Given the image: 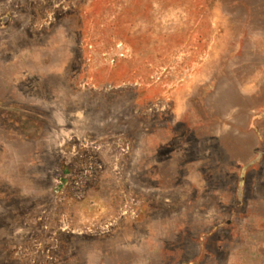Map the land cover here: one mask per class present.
I'll use <instances>...</instances> for the list:
<instances>
[{
  "label": "rangeland",
  "instance_id": "374dc122",
  "mask_svg": "<svg viewBox=\"0 0 264 264\" xmlns=\"http://www.w3.org/2000/svg\"><path fill=\"white\" fill-rule=\"evenodd\" d=\"M0 264H264V0H0Z\"/></svg>",
  "mask_w": 264,
  "mask_h": 264
}]
</instances>
